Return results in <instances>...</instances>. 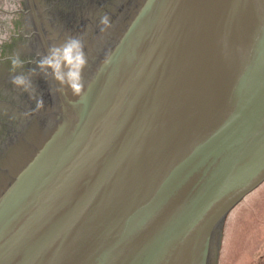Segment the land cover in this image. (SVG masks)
Masks as SVG:
<instances>
[{
	"label": "water",
	"instance_id": "water-1",
	"mask_svg": "<svg viewBox=\"0 0 264 264\" xmlns=\"http://www.w3.org/2000/svg\"><path fill=\"white\" fill-rule=\"evenodd\" d=\"M77 34L86 94L37 68L34 111L10 58ZM263 183L264 0H0V264H218Z\"/></svg>",
	"mask_w": 264,
	"mask_h": 264
},
{
	"label": "clouds",
	"instance_id": "clouds-1",
	"mask_svg": "<svg viewBox=\"0 0 264 264\" xmlns=\"http://www.w3.org/2000/svg\"><path fill=\"white\" fill-rule=\"evenodd\" d=\"M99 32H106L113 27V21L108 13H104L99 18ZM89 28V25H88ZM87 28V29H88ZM40 57L34 61L36 67L29 68L27 74L23 71L26 63L33 61H24L16 54L10 58L11 72L14 73L10 78V83L29 95L30 99L36 101L34 111L44 109V101L36 94V88L32 83V77L43 74L44 78L51 77L59 83L60 88L56 91H70L72 96L82 98L89 87L84 78V71L88 67L89 61L85 51V43L77 35H69L60 44H50L47 52L37 53ZM110 58H106L104 63L108 65ZM19 70V71H18ZM53 94V89H50Z\"/></svg>",
	"mask_w": 264,
	"mask_h": 264
},
{
	"label": "rangeland",
	"instance_id": "rangeland-1",
	"mask_svg": "<svg viewBox=\"0 0 264 264\" xmlns=\"http://www.w3.org/2000/svg\"><path fill=\"white\" fill-rule=\"evenodd\" d=\"M250 207H264V184L259 186L250 195H248L230 214L231 216L226 219L223 229L222 244L220 248V256L218 260L220 264H229L230 258L235 250V236L233 232H237V250H244V239L251 232L250 229V214L259 213L258 208L249 209ZM254 222V221H253ZM260 232V230H259ZM241 251V252H242Z\"/></svg>",
	"mask_w": 264,
	"mask_h": 264
},
{
	"label": "flooded vegetation",
	"instance_id": "flooded-vegetation-1",
	"mask_svg": "<svg viewBox=\"0 0 264 264\" xmlns=\"http://www.w3.org/2000/svg\"><path fill=\"white\" fill-rule=\"evenodd\" d=\"M21 20L24 21L20 30L24 31V35L28 32V25L26 19L21 17ZM23 34L17 36L16 40H21ZM24 40V39H23ZM264 184V183H263ZM262 184V185H263ZM255 209V211L260 207H250L249 209ZM258 212V211H256ZM251 227L248 231H251L247 237L244 239V250H237V232H233L235 236V244L233 245L235 250L230 258L229 264H264V207L259 209V213H249ZM254 221V222H253ZM260 230V232H259ZM220 256V254H219ZM218 264L220 261L218 260ZM222 264V262H221Z\"/></svg>",
	"mask_w": 264,
	"mask_h": 264
},
{
	"label": "bare ground",
	"instance_id": "bare-ground-1",
	"mask_svg": "<svg viewBox=\"0 0 264 264\" xmlns=\"http://www.w3.org/2000/svg\"><path fill=\"white\" fill-rule=\"evenodd\" d=\"M230 216H231V214L229 215V217H230ZM229 217H228V218H229ZM219 254H220V251H219Z\"/></svg>",
	"mask_w": 264,
	"mask_h": 264
}]
</instances>
